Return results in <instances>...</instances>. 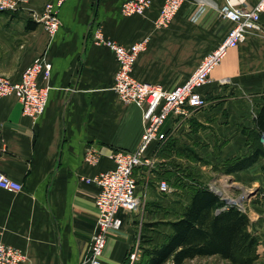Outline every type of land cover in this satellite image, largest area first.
Masks as SVG:
<instances>
[{
    "label": "crops",
    "instance_id": "crops-1",
    "mask_svg": "<svg viewBox=\"0 0 264 264\" xmlns=\"http://www.w3.org/2000/svg\"><path fill=\"white\" fill-rule=\"evenodd\" d=\"M125 1L68 0L53 37L41 25L28 30L30 18L23 15L0 26L1 76L18 82L41 57L52 65L49 79L38 78L39 86L49 88V99L37 119L23 114L16 97H0V170L23 185L20 193L0 189V232L5 244L24 254L20 264H88L98 217L93 180L114 168L115 151H135L145 130L144 108L123 102L113 90L115 55L94 44L93 31L100 28L125 47L148 39L133 75L171 90L195 73L232 28L220 8L227 1L253 8L259 0H184L166 29L155 28L164 0H154L145 17L129 18L120 12ZM223 79L230 82L223 85ZM201 93L207 105L187 121L170 118L168 138L185 135L215 159V149L218 158L252 149L248 136L264 105V37L250 33L230 49ZM162 144L151 146L149 160ZM145 175L135 170L137 180ZM136 216L121 215L122 229L109 235L103 264L129 261L150 222L147 212Z\"/></svg>",
    "mask_w": 264,
    "mask_h": 264
},
{
    "label": "built area",
    "instance_id": "built-area-1",
    "mask_svg": "<svg viewBox=\"0 0 264 264\" xmlns=\"http://www.w3.org/2000/svg\"><path fill=\"white\" fill-rule=\"evenodd\" d=\"M67 1L53 0L46 5L41 14L32 15L30 19L40 24L45 33L53 37L60 30L59 12ZM153 2L154 0H126L121 5V15L126 18L145 17ZM183 2L184 0H164L155 21V28H168ZM19 10L16 2L0 0V12ZM219 12L221 17L232 23V28L220 45L205 56L195 73L185 83L171 90H166L161 85L141 82L133 75L139 56L147 48L148 39L125 47L108 39L100 28L93 31L94 44L109 48L115 55L117 71L113 90L123 102L144 108L145 130L135 151H115L114 168L100 173L93 180L99 188L95 199L98 217L90 241L88 264H103L109 235L122 229L121 215L135 213L140 208L135 170L142 165L150 164L147 153L154 143L160 145L168 138L169 133L165 127L167 121L170 118L187 121L196 111L205 107L207 101L201 89L211 83L213 71L220 66L228 51L244 43L250 33L264 37V0H259L253 8L234 7L227 1ZM51 71V63L41 57L26 68L18 82L0 75V97H16L22 104L23 114L31 119H37L44 113L49 99V88L39 86L38 78L42 76L49 79ZM229 82V79L221 80L223 85ZM261 142L264 146V135ZM0 189L9 193H20L23 191V185L10 179L0 170ZM159 191L168 194L170 187L166 182H162L159 184ZM139 253L137 243L129 255L130 264L135 263ZM24 260L25 256L20 250L2 241L0 232V264H20Z\"/></svg>",
    "mask_w": 264,
    "mask_h": 264
},
{
    "label": "rangeland",
    "instance_id": "rangeland-1",
    "mask_svg": "<svg viewBox=\"0 0 264 264\" xmlns=\"http://www.w3.org/2000/svg\"><path fill=\"white\" fill-rule=\"evenodd\" d=\"M19 5L17 12H0L3 18L0 26H4L7 18H19L20 15L31 18L41 14L46 5L53 0H12ZM24 7V9H23ZM6 18V19H5ZM40 25V24H38ZM249 140L250 137L248 136ZM185 136L169 137L168 140L155 149L150 156V164L140 166L145 171V178L137 180L140 208L135 213L126 214L137 219L139 213L147 212L150 222L174 220L180 217L188 204L194 189L205 186L219 194L227 203L233 204L242 211L248 212L251 225L250 231L259 237L257 260L245 259L244 253L239 255L238 262L232 263L219 257L195 258L184 264H264V157L246 170L229 173L227 168L235 160L251 154L252 149L236 156L221 155L220 149H215L212 158L196 144H191ZM262 144V142H261ZM264 147V146H263ZM142 168V169H141ZM166 182L170 192L159 191V184ZM156 204V207L153 205ZM160 233L166 231L159 228ZM149 235H153L150 234ZM156 239H161L154 235ZM141 233L138 238L140 248ZM142 255V250L137 262Z\"/></svg>",
    "mask_w": 264,
    "mask_h": 264
},
{
    "label": "trees",
    "instance_id": "trees-1",
    "mask_svg": "<svg viewBox=\"0 0 264 264\" xmlns=\"http://www.w3.org/2000/svg\"><path fill=\"white\" fill-rule=\"evenodd\" d=\"M37 26L38 23L31 19L27 23L28 30H35ZM253 124L249 135L252 152L230 163L229 173L246 170L264 157L261 144L264 105L254 117ZM250 225L248 212L227 203L213 190L198 186L180 217L144 224L140 238L142 255L134 264H184L188 260L208 257L237 263L243 253L245 259L257 260L260 239L250 231ZM159 228L166 231L160 233ZM155 234L161 239H156Z\"/></svg>",
    "mask_w": 264,
    "mask_h": 264
}]
</instances>
